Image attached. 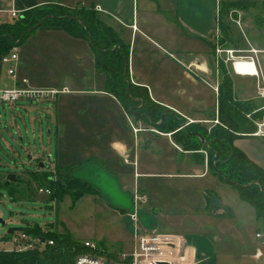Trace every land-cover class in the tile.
Instances as JSON below:
<instances>
[{"label": "rangeland", "instance_id": "rangeland-1", "mask_svg": "<svg viewBox=\"0 0 264 264\" xmlns=\"http://www.w3.org/2000/svg\"><path fill=\"white\" fill-rule=\"evenodd\" d=\"M262 3L264 1L240 9L245 23L240 22L239 10L237 16H229L233 28L243 34L248 49L252 45H264ZM146 4L141 0L134 3L136 30L128 27L122 30L123 40L131 45L132 82L147 86L154 100L170 105L184 118L200 116L194 109L201 107L214 112L218 100L215 86L218 88L223 75L221 64L236 83L239 80L232 61H226V52H218V49H235L234 46L221 44L222 35L217 29L210 36L216 44L215 53H211L206 38L180 25L176 12L165 11L167 7L161 2L151 5L155 9L159 6V12L147 9ZM146 23L153 29H147ZM248 49H240L241 54H249ZM197 56L207 57V72L190 64V59ZM7 68L8 64H3L0 71L4 89L15 88L17 80L27 78L28 82L20 84L23 88L62 90L67 85L70 91L57 96L63 114L59 124L55 98H22L14 102L0 99V183L5 175L15 173L26 192L23 197L13 198L0 187V218L5 222L0 224V248L14 249L12 240L20 236V227L37 222L53 230L66 229L80 240L91 239L104 246L107 253H130L136 239L135 223L129 212L135 206L138 215L142 210L151 213L155 199L162 197L170 201L180 189L190 191L193 199L215 186L237 191L216 175L210 165L209 172L207 166L203 176L169 179L154 174L166 170L202 173L209 162L205 161L204 153H184L183 149L175 147V138L157 135L151 125L158 122L127 110L115 96L106 92L105 74L96 68L87 40L72 37L61 29L38 28L18 46L16 75L7 74ZM262 113L264 108L257 112L253 108L246 117L260 123ZM213 118V122L201 123L209 130L218 123V118ZM156 128L162 131L159 125ZM260 129L264 126L257 125L256 132ZM113 141L129 145L130 161L135 157L140 167L116 155L111 148ZM177 144L183 148L182 144ZM57 154L60 161L70 163L89 160L91 156L106 159L108 168L113 171L98 173L88 168L83 173L100 193H87L78 199L73 193H66L58 200H48L49 194L40 192L29 174L43 169L57 175ZM145 168L149 174H140ZM65 169L71 177H79L77 167ZM139 224L142 228L140 218ZM158 225V229L152 226L146 230L166 232L162 229L167 226L165 220L161 219ZM9 228H17V231L11 240L5 241L3 237Z\"/></svg>", "mask_w": 264, "mask_h": 264}, {"label": "trees", "instance_id": "trees-1", "mask_svg": "<svg viewBox=\"0 0 264 264\" xmlns=\"http://www.w3.org/2000/svg\"><path fill=\"white\" fill-rule=\"evenodd\" d=\"M257 5L259 2L256 0L221 2L217 18V29L222 35L221 44H232L237 50L248 49L243 34L233 28L229 16H237V10ZM40 27L59 28L72 37L87 40L94 53L96 68L105 74L104 90L115 96L127 110L137 111L153 122L160 121L162 131H172L177 143L182 144L184 149L206 150L213 172L238 190L240 199L255 208L257 218L264 224V169L234 143L238 136L256 132L257 125L246 117L247 112L256 105L252 101L235 98L233 78L223 63V75L218 84V123L208 130L201 122H188L155 101L147 86L132 82L129 70L131 45L123 40L119 30L104 21L94 5L48 3L26 9L18 16L2 22L0 71L1 58ZM206 40L210 52L215 53L214 41L210 37ZM184 123L187 125L183 126ZM56 168L57 175L43 169L29 174L38 190L43 187L51 190L48 200H58L66 193H73L78 199L87 193L98 192L89 181L71 177L65 172V167L56 165ZM55 175L58 176L56 180ZM21 183L18 175L15 181L9 183L5 175L0 187L5 188L13 198L16 195L23 197L26 192ZM16 231L17 228H14L11 233L7 232L3 239L11 240ZM19 231L27 236L22 241L33 242L34 246L24 250L0 248V264H75L77 255L87 251L83 240L72 237L66 229L53 230L33 222L22 225ZM98 250L110 257L116 255L107 253L99 243Z\"/></svg>", "mask_w": 264, "mask_h": 264}, {"label": "crops", "instance_id": "crops-1", "mask_svg": "<svg viewBox=\"0 0 264 264\" xmlns=\"http://www.w3.org/2000/svg\"><path fill=\"white\" fill-rule=\"evenodd\" d=\"M136 1L139 0H0V12L1 15L6 17V11L13 7L22 12L26 9L48 3H61L70 6H76L78 4L87 6L94 5L101 13L104 21L122 33L123 27L136 30V28H134L136 24L134 3ZM141 1L147 3L146 8L149 10L154 8L151 6L154 3H164L163 6L165 8L167 7L165 11L176 12V18L179 20L180 25L199 37L209 38L217 30V18L221 2L229 0ZM256 1L260 3L264 0ZM156 11H160L159 6L154 10V12ZM238 13L239 19H241L240 22L245 23L243 19L245 18L243 17L244 12L242 11L241 13L239 10ZM262 16L264 17V12ZM146 24L147 29H153L150 23ZM253 26L255 27L254 23ZM40 28L54 29V27ZM257 46L258 47L252 45L247 51L251 55H256L258 59L257 67L261 75L255 76L253 74H238L235 72L239 77L237 82L238 86L233 76L235 98L252 101L256 105L254 112H257L260 108H264V97L258 92V86L262 85L261 82L264 80V45ZM252 50H255L256 54L252 53ZM190 64L199 66L202 72H207L208 70L207 57H194L190 59ZM24 79L27 80V78H23L21 81L17 80L16 87H22L20 84L26 83L23 81ZM0 87L3 88L1 76ZM64 87L67 88L66 93L70 91L67 85ZM55 100L56 122L59 124L62 122L63 114L60 111L58 98L56 97ZM163 105L181 114L170 105ZM194 110L195 113L200 114V116L195 117L194 115H186L185 117L188 122H213L214 116L218 118V100L214 112L206 110L203 107ZM263 115L264 113H262V116ZM255 124H264V117L260 120V123L255 122ZM157 125H160V121L151 125V130L155 131L157 135H166L170 138H174L173 133L160 131L156 128ZM186 125L187 123L183 124V126ZM173 143L175 147L177 146L179 149H183L184 153H204L205 161L209 162V156L206 150H186L181 148V146L174 141ZM234 143L243 150L249 158L264 169L263 134L254 133L247 136H238ZM111 146L112 151H114L116 155L118 154L123 157L126 162H131L136 166L138 165L135 157L130 161L132 149L125 142L113 141ZM49 157H51V155ZM91 157L92 158L89 160H77L76 162L70 163L66 160L60 161L57 154L55 165H60L62 167H77L79 177L92 184V180L83 176L86 169L90 168L98 173H105L106 170H112V168H108L106 159H100L96 156ZM138 166L140 167V164ZM207 166L209 172V163H206V169L202 173H176L166 170L162 172L157 171L154 172V174L159 178L169 179L191 175L203 176L206 174ZM146 169L147 168L143 169V172H140V174L148 175L149 172ZM96 190L100 193L98 188ZM234 190L235 189L229 190L225 187L215 186L214 189L208 188L204 193L201 192L193 199L190 191L180 189L175 193V196L169 197L171 199L170 201L158 197L154 200L153 204H151V213L145 210L140 211L139 218L141 226L144 231H148L146 229L152 228V226L158 229L160 220H165L167 226H163L162 229L166 232L156 233L169 235L174 238L177 243V261L179 264H264V255L260 257L255 256L258 248H264L263 242L257 237L258 233L264 234V224L257 218L255 208L246 201L241 200L238 190ZM119 200L123 201L124 198H120Z\"/></svg>", "mask_w": 264, "mask_h": 264}, {"label": "built area", "instance_id": "built-area-1", "mask_svg": "<svg viewBox=\"0 0 264 264\" xmlns=\"http://www.w3.org/2000/svg\"><path fill=\"white\" fill-rule=\"evenodd\" d=\"M7 16L4 17L0 12V24L8 19L14 18L20 14V11L16 8H11L6 11ZM134 28L136 26L134 25ZM18 44H16L12 50L1 58V64H8L7 73L11 76L16 75V64L18 61ZM225 51L227 58L226 61H232V68L234 72L238 74H253L255 76H260L261 73L258 70L257 63L258 59L256 55L251 54H241V50L237 49H218V52ZM252 53L256 54L255 50ZM242 61H247L253 63L255 68V73H243L238 70V65ZM246 68L248 66H245ZM243 67V68H245ZM27 82L26 79L23 80ZM262 85L258 86V92L264 97V80L261 82ZM216 90L218 88L216 87ZM67 88L62 90H57L54 88L48 89H32L15 87L12 89H4L0 87V99L2 101H18L22 98L28 99H54L61 92H66ZM264 126V124H259V127ZM264 135V129H260L255 132ZM40 192L51 193L49 188H39ZM130 216L135 223V247L132 252L126 253L121 252L113 257L105 253H101L98 250V243L91 239L83 240L84 246L87 251L77 255L75 264H179L177 256V243L173 237L165 234H160L156 232L144 231L139 224V215L136 211V206L132 211L129 212ZM257 237L261 239L264 244V234L258 233ZM27 238L26 234L20 233L18 238H14L12 242L15 248L18 250H24L32 248L34 246L33 242L25 243L22 240ZM52 243V241H50ZM264 255V248H258L256 250V257Z\"/></svg>", "mask_w": 264, "mask_h": 264}, {"label": "bare ground", "instance_id": "bare-ground-1", "mask_svg": "<svg viewBox=\"0 0 264 264\" xmlns=\"http://www.w3.org/2000/svg\"><path fill=\"white\" fill-rule=\"evenodd\" d=\"M245 66H248V67L246 68ZM238 70L243 73H255V68H254L253 63L252 62L249 63L247 61H242L241 63H239Z\"/></svg>", "mask_w": 264, "mask_h": 264}, {"label": "water", "instance_id": "water-1", "mask_svg": "<svg viewBox=\"0 0 264 264\" xmlns=\"http://www.w3.org/2000/svg\"><path fill=\"white\" fill-rule=\"evenodd\" d=\"M42 166L45 165V163L41 164ZM16 180V174L15 173H9L7 175V182H11V181H15ZM0 224H5L4 220L0 218ZM14 230V228H9L8 232H12Z\"/></svg>", "mask_w": 264, "mask_h": 264}]
</instances>
